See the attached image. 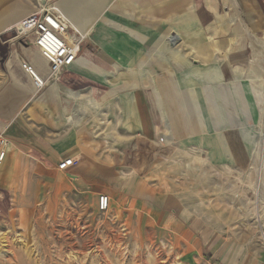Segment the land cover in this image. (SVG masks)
Listing matches in <instances>:
<instances>
[{
	"label": "crops",
	"instance_id": "1",
	"mask_svg": "<svg viewBox=\"0 0 264 264\" xmlns=\"http://www.w3.org/2000/svg\"><path fill=\"white\" fill-rule=\"evenodd\" d=\"M41 5L84 40L37 89L22 64L46 80L47 61L8 33ZM263 39L264 0H0V223L23 216L29 238L49 200L78 194L97 207L106 195L133 230L189 242L209 264H264L178 206L153 171L177 151L239 174L249 168L256 102L240 65L252 62L250 45L264 73Z\"/></svg>",
	"mask_w": 264,
	"mask_h": 264
},
{
	"label": "rangeland",
	"instance_id": "2",
	"mask_svg": "<svg viewBox=\"0 0 264 264\" xmlns=\"http://www.w3.org/2000/svg\"><path fill=\"white\" fill-rule=\"evenodd\" d=\"M251 42L245 40V46ZM262 43L264 50V39ZM248 54L252 62L240 66L241 76L247 72L252 78L256 102V119L246 130L249 168L239 174L208 166L201 153L177 151L167 152L153 171L178 206L264 260V73L257 71L250 45ZM259 84L260 102L254 92ZM10 223H0V264H209L189 242L133 230L123 208L99 212L91 199L78 194L49 200L35 216L29 238L23 216Z\"/></svg>",
	"mask_w": 264,
	"mask_h": 264
},
{
	"label": "built area",
	"instance_id": "3",
	"mask_svg": "<svg viewBox=\"0 0 264 264\" xmlns=\"http://www.w3.org/2000/svg\"><path fill=\"white\" fill-rule=\"evenodd\" d=\"M11 30L16 33V38L21 42L32 43L48 63L49 74L46 80L40 79L26 64H22L37 89L43 88L47 81L56 80L58 75L76 60L84 40L83 36L74 35L75 33L69 37L67 22L53 7L45 5L37 7L31 15L20 21ZM0 144L5 146L6 141L0 140ZM3 156L4 151L2 150L0 151V160ZM72 165L73 159H63L58 163L57 169L64 172ZM108 208V196L100 195L97 200V211L106 212Z\"/></svg>",
	"mask_w": 264,
	"mask_h": 264
}]
</instances>
